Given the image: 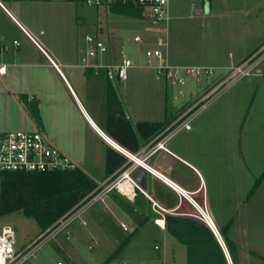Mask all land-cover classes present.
Listing matches in <instances>:
<instances>
[{
  "label": "crops",
  "instance_id": "obj_1",
  "mask_svg": "<svg viewBox=\"0 0 264 264\" xmlns=\"http://www.w3.org/2000/svg\"><path fill=\"white\" fill-rule=\"evenodd\" d=\"M219 4L245 13L262 6L260 0H219ZM208 5L209 13H212V1ZM2 12L9 17L11 24L6 25L0 19L2 43L10 46V50L0 56L7 65L6 73L0 74V131L42 130L99 187L133 164L115 144L125 152L141 155L159 139L160 134L148 136L142 133L141 123L168 121L173 125L185 122L168 115L163 106L159 108V118L149 117L147 86L136 73L131 78L129 72L124 81L110 80L103 65L115 55H100L85 61L86 52L80 46L63 39L41 42L33 34L43 44L45 53L7 13ZM256 39L248 52L250 56L264 44V31ZM14 40L20 43L17 48L13 47ZM248 57L240 56L238 61ZM169 60L174 65H196L189 63V58L183 57L179 51L174 55L169 52ZM221 60L218 64L225 69L234 66L233 60ZM52 61L60 66V70ZM30 102L37 103L40 121L29 113L27 103ZM231 124L229 121L228 132L219 133L218 137L215 135L207 145L192 133L191 122L190 129L182 128L168 138V150H159L146 160L156 174L140 165L134 168L132 176L143 191L136 188L133 201L111 192L93 207L90 215H94L97 227L107 228L103 215H126L133 218V223L128 230L122 227L125 231L135 232L153 223L165 243L166 236L172 235L167 229V217L186 215L181 211L185 206L195 207L193 200L199 205L205 202L210 218L212 215H229L223 222H216L225 244V249L220 245L227 261L226 250L230 254L228 264L235 263L221 233L223 229L234 243L237 264H264V162L258 167L256 163V171H252L248 159L244 160V132ZM109 149L126 159L112 171L107 165ZM245 166L251 171L247 181L243 175ZM159 174L185 192L171 187ZM157 219L161 224L165 223V227L159 226ZM120 223L121 226L123 223L129 225L124 219ZM87 224L86 221L83 225ZM62 252L65 256L71 255L69 246ZM146 259L148 264H156V255H149Z\"/></svg>",
  "mask_w": 264,
  "mask_h": 264
},
{
  "label": "rangeland",
  "instance_id": "obj_2",
  "mask_svg": "<svg viewBox=\"0 0 264 264\" xmlns=\"http://www.w3.org/2000/svg\"><path fill=\"white\" fill-rule=\"evenodd\" d=\"M211 1L214 8L209 13L208 3ZM260 2L262 6L259 9L245 13L223 7L219 0H171L168 23L170 55L179 51L183 57L189 58V63L212 68L214 72L213 76H200L199 79L187 77L186 84L181 87L185 95L181 96L180 87L173 86L164 77H158L149 66L145 55L149 41L134 43L136 35H165L163 27H153L149 19L125 16L113 12L108 6H94L77 0L5 1L12 14L41 42L45 39L54 42L63 39L87 52V37L94 36L111 46L114 54L121 48L125 49L134 61V67L130 69L131 78L136 73L137 78H141L142 83L147 86L151 118L161 116V106L168 111V115L176 117L178 112L182 115L190 107L198 105L215 83L230 71V68L225 69L218 64L220 59L227 62L233 60L235 66L240 62V56H250L249 50L254 46L257 36L264 31V0ZM0 19L6 25L11 24L9 17L1 10ZM18 37L21 38L22 35ZM258 68L262 75L254 74L239 79L205 104H199L191 114L192 133L201 142L205 141L206 145L207 141H213L215 135L218 137L219 133L229 131V121L233 128L242 130L245 137L244 160L248 159L254 172L258 164L264 162V63ZM219 150H216L217 154ZM246 169L245 166V181L251 173ZM100 203L88 208L81 218L72 222L68 229L71 232L69 239L66 231H63L39 249L27 264H57L58 261H64L65 264H104L110 257L112 258L107 264H148L146 257L152 254L157 257L156 264H187L186 245L173 235L166 236L164 243L163 235L153 223L140 227L135 232L125 231L120 225L121 220L128 222L131 228L133 218L126 215H103L107 228L97 227L90 211ZM205 205V202L201 203V206ZM181 213L186 214L184 217L207 226L200 220L201 215L196 207L185 206ZM213 216L216 222H223L229 217ZM82 219L88 224L83 225ZM5 224L14 227L18 248L26 247L44 232L35 218L22 211L0 217V227ZM66 245L70 247V256H65L62 252ZM155 245L160 248L155 249Z\"/></svg>",
  "mask_w": 264,
  "mask_h": 264
},
{
  "label": "built area",
  "instance_id": "obj_3",
  "mask_svg": "<svg viewBox=\"0 0 264 264\" xmlns=\"http://www.w3.org/2000/svg\"><path fill=\"white\" fill-rule=\"evenodd\" d=\"M6 0H0V9L7 13L15 23L22 29V31L45 53L43 44L33 35L24 25H22L11 13L10 9L6 6ZM94 6H108L119 5H132L140 6L145 12V18L149 19L153 27H163V35H136L133 40L136 44H142L145 40L149 41V46L145 50V55L149 66L153 68L156 74L166 78L173 86L180 87L179 94L184 96V90L181 89L186 84L187 77L197 78L200 76H213L212 68L205 66L193 65H174L169 60V42H168V23L170 21V3L171 0H77ZM116 40V39H115ZM3 36L0 33V56L10 50V46L2 43ZM117 41V40H116ZM87 42L89 49L86 52L85 61L90 57H98L100 55L111 54L115 55L104 68L106 69L107 76L113 81H124L129 77L130 69L134 67V61L130 58L125 49L121 48L115 54L112 47L108 46L104 41L94 36H88ZM19 41H13V47L19 46ZM54 66L60 70V66L52 61ZM264 63V44L251 56L244 61L232 66L229 73L219 79L213 88H211L205 97L201 98L199 104H205L213 96L224 92L226 89L235 84L239 79L248 77L254 74L262 75L261 70L258 68ZM7 65L0 60V74H5ZM198 104V105H199ZM198 105L190 107L179 116V121H184L182 124L175 123L169 125L165 131L160 133L157 142L149 149L144 150L141 155L130 153L128 157L132 160L133 164L123 170L119 175L113 179L106 180L102 185L95 188L86 198H84L77 206L64 215L57 223L51 228L42 232L37 238L33 239L26 247L18 248L16 241V232L13 226L6 224L0 227V264H27L36 253L41 249L49 240L57 237L63 231H66L67 238H70L71 232L69 229L72 222L81 218V215L91 206L96 203L103 202L111 192H117L127 199L133 201L136 196V188L141 191L142 188L132 176L134 168L138 165L144 167L153 174L156 171L149 165L146 160L153 156L159 150H168L166 141L168 138L179 132L182 128L190 129V122L193 119L192 112ZM79 167L78 163L72 159L61 148L54 145L46 136V134L39 129L36 130H7L0 131V171H13V172H46V171H68L75 170ZM164 181L174 189L185 192L178 185L167 179L165 176L159 174ZM193 203L197 208L199 218L207 224L213 231L217 239L223 246H225L216 221L213 217L210 218L207 205L201 206L196 202ZM154 205L156 203L154 202ZM203 215H208L209 219H204ZM204 217V218H203ZM158 225L165 227L156 220ZM82 223L86 221L82 219ZM125 230L129 227L122 224ZM156 249L160 246L156 245ZM57 264H65L64 261H58Z\"/></svg>",
  "mask_w": 264,
  "mask_h": 264
},
{
  "label": "trees",
  "instance_id": "obj_4",
  "mask_svg": "<svg viewBox=\"0 0 264 264\" xmlns=\"http://www.w3.org/2000/svg\"><path fill=\"white\" fill-rule=\"evenodd\" d=\"M110 9L118 14L141 19L140 6L115 4ZM27 109L37 121L41 120L37 103H27ZM180 112L176 114L179 117ZM112 114L109 118L112 119ZM171 123L145 122L139 125L142 133L155 136ZM120 151L130 152L115 144ZM125 158L113 149L107 151L109 171L121 166ZM97 184L80 167L68 171L13 172L0 171V217L17 211L35 218L46 231L86 198ZM167 229L187 247V264H228L225 253L213 233L203 223L184 216L167 217ZM233 261L237 264L233 241L221 230ZM110 257L104 264H107Z\"/></svg>",
  "mask_w": 264,
  "mask_h": 264
},
{
  "label": "water",
  "instance_id": "obj_5",
  "mask_svg": "<svg viewBox=\"0 0 264 264\" xmlns=\"http://www.w3.org/2000/svg\"><path fill=\"white\" fill-rule=\"evenodd\" d=\"M209 6V5H208ZM206 9H207V6H206ZM213 217V215H212ZM214 218V217H213ZM217 237V236H216ZM221 244V243H220ZM223 246V244H221ZM224 249H225V246H223ZM226 255H227V258H228V261L231 262V258H230V254L228 253V251L226 250Z\"/></svg>",
  "mask_w": 264,
  "mask_h": 264
},
{
  "label": "bare ground",
  "instance_id": "obj_6",
  "mask_svg": "<svg viewBox=\"0 0 264 264\" xmlns=\"http://www.w3.org/2000/svg\"><path fill=\"white\" fill-rule=\"evenodd\" d=\"M210 213V212H209ZM204 217H206L205 215H203ZM203 217V218H204ZM204 219H209V216L207 215V218H204ZM159 223H160V221H159ZM162 225H165V223L164 224H162Z\"/></svg>",
  "mask_w": 264,
  "mask_h": 264
}]
</instances>
